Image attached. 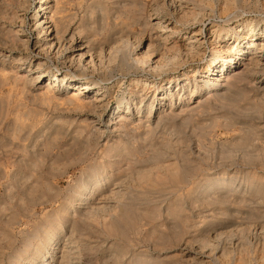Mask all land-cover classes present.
I'll list each match as a JSON object with an SVG mask.
<instances>
[{
    "label": "rangeland",
    "instance_id": "obj_1",
    "mask_svg": "<svg viewBox=\"0 0 264 264\" xmlns=\"http://www.w3.org/2000/svg\"><path fill=\"white\" fill-rule=\"evenodd\" d=\"M39 2L0 0V264H59L63 250V264H264V71L248 53H264V0H48L64 46L37 53ZM227 46L228 78L207 84ZM54 72L91 81L87 99L104 102L47 91ZM169 80L179 101L204 89L191 107L153 102ZM132 87L141 112L119 120ZM94 185L85 215L91 205L73 204Z\"/></svg>",
    "mask_w": 264,
    "mask_h": 264
},
{
    "label": "bare ground",
    "instance_id": "obj_2",
    "mask_svg": "<svg viewBox=\"0 0 264 264\" xmlns=\"http://www.w3.org/2000/svg\"><path fill=\"white\" fill-rule=\"evenodd\" d=\"M28 1V0H27ZM48 0H40V2H39V4L37 5L38 7L36 8L37 9V12L35 13V16H34V18H35V21H37L36 22V27H38V28H40V29H42V31H41V34H42V36L40 37V36H38V39L39 40H36V41H34L33 42V49H35L36 51H37V53L39 52V50H40V48H41V51H42V49H44V47L46 48V47H48V49L49 50H54L55 48L57 49L56 51H58V50H60V48L61 47H63L64 45V40H63V36H61V34L59 33L60 32V28H61V26H62V23H60V21L58 20H56V19H54V17H53V12L50 14V6L48 5V2H47ZM25 2H26V0H25ZM56 2H57V0H56ZM95 4V3H94ZM92 5V4H91ZM56 8V7H55ZM59 9V8H58ZM36 11V10H35ZM56 12H57V10H56ZM55 13V12H54ZM60 13V12H59ZM96 14H99V13H96ZM95 15V14H94ZM105 16H106V14H105ZM94 17V16H93ZM101 17V16H100ZM41 18V19H40ZM62 18V17H61ZM95 18V17H94ZM39 19V20H38ZM64 20V19H63ZM63 20H62V22H63ZM102 20V19H101ZM102 22V21H101ZM64 23V22H63ZM85 25V24H84ZM158 25H161V24H158ZM256 25V24H255ZM78 27V26H77ZM215 27V26H214ZM68 28V27H67ZM256 28H255V26L253 25V24H248L247 25V31H246V33H247V35H250V33H252L254 30H255ZM69 30V29H68ZM65 32V31H64ZM67 32V31H66ZM74 33H76L75 31H73ZM211 32H213V30L211 31ZM227 32V31H226ZM195 33V32H194ZM67 35V34H66ZM194 35V34H193ZM65 36V35H64ZM75 37V36H74ZM193 36H191V38H192ZM196 37V36H195ZM75 38H77V37H75ZM190 38V37H189ZM190 38V39H191ZM189 39V40H190ZM72 40V39H71ZM164 40V39H163ZM193 39H192V41H190V43L192 42L193 43ZM195 41H196V39H195ZM194 41V42H195ZM70 42V41H69ZM120 42V41H119ZM72 43V42H71ZM118 43V42H117ZM84 44V43H83ZM150 45V44H149ZM148 46V45H147ZM150 46H152V45H150ZM191 46H193V45H191ZM190 46V47H191ZM70 47V46H69ZM193 48V47H192ZM82 49V50H81ZM85 48H83L82 46H81V48H80V53H79V61L81 62V59L82 58H84V56H86L87 54V52H85V50H84ZM88 49V48H87ZM93 49V48H92ZM126 49V48H125ZM148 49H149V47H148ZM147 49V50H148ZM151 49V48H150ZM149 49V50H150ZM152 49H153V46H152ZM151 49V50H152ZM225 49V54L227 55V57H223V62H222V64H221V71H222V73H221V75H220V77H219V79H213V78H209L210 80H205L206 81V83L207 84H213L214 86H217V85H221L220 83H219V81L221 80V79H223V78H225V77H227L228 78V76L229 75H227V72H230L231 70H230V68L231 67H233L232 66V56H234V55H231V56H229V54L230 53H232L233 52V48H232V46H227V47H225L224 48ZM84 50V51H83ZM89 50V49H88ZM148 50V51H149ZM150 50V51H151ZM256 50V47H255V45H253V46H251V48H249V54H251L250 55V58H249V62H251L250 64L252 65H254V68L252 69L254 72H256L257 70H261V71H264V53L263 52H258V51H255ZM40 51V52H41ZM55 51V52H56ZM224 51V50H223ZM24 53V52H23ZM60 53V52H59ZM78 54V53H77ZM116 54V53H115ZM148 55V54H147ZM225 55V56H226ZM68 58V57H67ZM76 58V57H75ZM123 58V57H122ZM148 58H150L149 56H148ZM217 58V57H216ZM78 59V58H77ZM87 59V58H86ZM120 59V58H119ZM39 60V59H38ZM66 60H68V59H66ZM71 60V59H70ZM141 60V59H140ZM158 60V59H157ZM18 61V60H17ZM73 61V60H72ZM102 61V60H101ZM123 61V60H122ZM216 61V60H215ZM229 61L231 62V63H229ZM16 62V61H15ZM79 62V63H80ZM144 62V61H143ZM157 62V61H156ZM22 63V62H21ZM37 63H40V61L39 62H37ZM158 63V62H157ZM123 63H121V65H122ZM156 64V63H155ZM91 65V64H90ZM125 65V64H124ZM165 65V64H164ZM249 65V64H248ZM86 66H87V64H86ZM163 65H161L160 64V61H159V63L158 64H156V65H153L152 67L154 68V69H158V70H161L162 69V71H163V68H164V66H163V68H161ZM125 67V66H124ZM176 67V66H175ZM252 67V66H251ZM34 69V68H33ZM39 70H36L37 72H36V74H35V77H34V79H32L34 82H38L40 79H41V76H43V75H45L46 76V74L44 73L45 71L43 70V68H41L40 66H39V68H38ZM137 69V68H136ZM249 69H251L250 67H249ZM164 70H165V68H164ZM169 70V69H168ZM230 70V71H229ZM151 71H153V70H151ZM224 71V72H223ZM247 71H249V70H247ZM29 72V71H28ZM28 72H25V73H23L22 74V77L23 78H27V77H29L30 75L28 74ZM253 72V73H254ZM258 72V71H257ZM256 72V73H257ZM226 73V74H225ZM249 73V72H248ZM231 74V73H230ZM247 74V73H246ZM93 75V74H92ZM173 75V74H172ZM253 75V74H252ZM252 75H250L251 77H252ZM44 76V77H45ZM85 76V75H84ZM83 76V77H84ZM20 77H21V75H20ZM210 77V76H209ZM242 77H243V75H242ZM246 77V76H245ZM184 78V77H183ZM226 78V79H227ZM233 78V77H232ZM231 78V79H232ZM19 79V78H18ZM83 78L81 77V76H77V79L76 78H73L72 76H69V75H62V74H58V73H56V72H54L53 74H51V75H49V77H48V79H47V83H46V87H47V91H50V92H54L56 89L57 90H60L61 92H63V93H70L71 92V94H69V96L72 98V99H74V101H77V103H79V104H81L82 106L81 107H83V106H87L88 108H89V106H92V108L94 107V106H96V104H98L99 102H104V100H103V96L102 97H99V95L98 94H100L98 91H96L95 93H94V97L92 98V99H87V93L84 91L85 89H87V88H90L91 86H90V84H92L91 83V81H89V80H82ZM17 80V79H16ZM183 80V79H182ZM198 80V79H197ZM203 80H204V78H203ZM228 80V79H227ZM230 80V79H229ZM234 80V79H233ZM200 82H201V80H200ZM225 82H226V80H225ZM228 82V81H227ZM189 83H190V81H189ZM198 83V82H197ZM229 83V82H228ZM60 84L61 85H64V86H66V87H60ZM187 84V83H186ZM146 85V84H145ZM151 85H152V83H151ZM211 86V85H210ZM222 86V85H221ZM225 86V85H224ZM234 86V85H233ZM206 88V87H205ZM207 88H208V86H207ZM206 88V89H207ZM259 88V87H258ZM156 89H157V91L159 92L158 93V97H159V99H157V100H155V97H154V99H153V102H155L156 101V103L157 104H162L163 103V100H165L166 98H168L170 101V106L171 107H178L180 104H181V106L180 107H184V106H192V104H194V102L196 101V99L198 98V95L202 92V89H204L202 86H200V85H198V84H193V89H191V95H189L188 94V96H185V97H183L182 98V100L181 101H179V99L183 96V95H185L184 94V89L181 87V82H177V81H171V80H169L168 82H166V83H157L156 84ZM226 90V89H225ZM46 91V92H47ZM137 90H136V88H134V87H132L130 90H128V91H125L124 93H123V96L121 97V98H119V100H118V103H117V105H116V107H115V114H119L118 115V118H119V120H122L123 118H126L125 117V115L127 114V113H129V112H131V110H132V108H135V111L137 112V114H136V116H139V113L141 112V108H142V106H143V104H142V102H143V99H142V101L140 102V104H136V102H135V95H138V92H136ZM227 91H229V89H227ZM58 93V92H57ZM54 94V93H53ZM66 95V94H65ZM228 95H231V94H228ZM139 96H140V94H139ZM157 97V98H158ZM52 98V97H51ZM71 98H69L68 100H71ZM56 99V98H55ZM175 99H177L178 101H175ZM198 101V100H197ZM70 102H73V100H71ZM179 103V105L177 106L176 105V103ZM74 103H76V102H74ZM196 103V102H195ZM159 105V106H160ZM198 105V104H197ZM190 106V107H191ZM179 107V108H180ZM186 107V108H187ZM91 108V107H90ZM184 109V111L185 110H187V109ZM193 108V107H192ZM87 109V108H86ZM144 109V108H143ZM150 109H151V111H152V109H153V104L151 103V107H150ZM183 109L182 110H180V111H182L183 112ZM190 109V108H189ZM93 110V109H92ZM95 110V109H94ZM134 111V110H133ZM179 111V112H180ZM172 113V112H171ZM170 113V114H171ZM114 114V113H113ZM169 114V113H168ZM134 115V114H133ZM151 115L152 114H149V115H147V118H150L151 117ZM175 115V114H174ZM167 116V115H166ZM169 116V115H168ZM167 116V118H169ZM170 116H172V114L170 115ZM177 115H175V117H176ZM117 117V116H116ZM172 117H174V116H172ZM166 118V119H167ZM185 118V117H184ZM115 121V120H114ZM160 126V125H159ZM157 127V126H156ZM135 128V127H134ZM133 128V129H134ZM149 128V127H148ZM159 128V127H158ZM206 137V136H205ZM163 140V139H162ZM203 143H205V142H203ZM156 150V149H155ZM172 154V153H171ZM122 159V158H121ZM125 167V166H124ZM137 169V168H136ZM121 170V169H120ZM95 171V170H94ZM98 171V170H97ZM96 171V172H97ZM132 171V170H131ZM96 172H94L95 174H96ZM93 173V172H92ZM130 173V172H129ZM124 175V174H123ZM217 175V174H216ZM99 176H102V175H100L99 174ZM127 176V175H126ZM103 177V176H102ZM119 177V176H118ZM123 177V176H122ZM226 177H227V173L225 172V171H220L219 173H218V175H217V181L219 182V183H225L226 182ZM230 177V176H229ZM92 178V177H91ZM109 178V177H108ZM120 178V177H119ZM93 179V178H92ZM98 179V178H97ZM229 180V183L227 182V183H225V184H227V186H228V188H232L233 189V187L232 186H234V183H232L233 181H232V179H228ZM227 180V181H228ZM253 180V179H252ZM92 181V180H91ZM112 181V180H111ZM123 181V180H122ZM215 181V180H214ZM216 181V182H217ZM95 182V181H94ZM83 183H84V181H83ZM85 183H87V182H85ZM91 183V182H90ZM108 183V181H106L105 182V184H107ZM115 183H116V181H115ZM236 183V182H235ZM264 183V182H263ZM103 184V183H102ZM113 184V183H112ZM81 185V184H80ZM85 185V184H84ZM97 185V184H96ZM210 185V184H209ZM215 185V184H214ZM218 185V184H217ZM223 185V184H222ZM81 186H83V185H81ZM212 186L213 185H210V188H212ZM225 186V185H224ZM245 186H246V184H245ZM254 186V185H253ZM86 187V186H85ZM96 186L94 185V186H87L86 187V189H85V195L84 196H82L81 198L79 197V199H77L76 201H75V203L73 204V207L75 208V209H77V210H80V209H78V208H82L83 207V205L82 204H86V205H91V206H86L85 208L86 209H83V211H82V213L83 214H88V213H92L93 214V212L95 211V210H98L95 206H94V204L93 203H91L90 204V202L89 203H86L85 201L86 200H88L89 201V199H91V197H90V194H92L91 192H94V189H90V188H95ZM98 187V186H97ZM116 187H122V184H118L117 186H115V188ZM256 187V186H255ZM99 188V187H98ZM227 188V187H226ZM227 188V189H228ZM235 188H236V186H235ZM257 188V187H256ZM209 189V188H208ZM248 189V188H247ZM259 189V191H260V188H258ZM80 190V189H79ZM121 189H119L118 191H120ZM256 190V189H255ZM84 191V190H83ZM235 191V190H234ZM117 192V191H116ZM121 192V191H120ZM248 192V191H247ZM83 193V192H82ZM119 194V193H118ZM257 194V193H256ZM255 194V195H256ZM259 194H261L262 195V192H260ZM258 194V195H259ZM114 196V195H113ZM263 196V195H262ZM117 197V196H116ZM214 199H218L217 197L215 198V196H214ZM243 199H244V197H243ZM245 201H247L246 199H244ZM241 201H242V199H241ZM246 203V202H245ZM93 204V205H92ZM98 204V203H97ZM240 204V203H239ZM104 205V204H103ZM99 207H100V205H99ZM98 207V208H99ZM84 208V207H83ZM102 208V207H101ZM100 208V209H101ZM99 209V210H100ZM73 211V210H72ZM72 213V212H71ZM76 213V212H75ZM81 213V214H82ZM95 213V212H94ZM79 214V213H78ZM90 215V214H89ZM70 216V215H69ZM79 216V215H78ZM81 216V215H80ZM84 216V215H83ZM88 216V215H87ZM109 227V226H108ZM65 231V230H64ZM70 231V230H69ZM58 233V232H57ZM159 235V234H158ZM55 236V235H54ZM65 236V235H64ZM52 237V236H51ZM50 237V238H51ZM54 238V237H53ZM66 238V237H65ZM50 240V239H49ZM243 241V240H242ZM48 244V243H47ZM53 244V243H52ZM44 246H47L48 247V245H44ZM45 249V248H44ZM147 250V249H146ZM242 251V250H241ZM40 252V254L42 253L43 255H45L46 253H45V251L44 250H40L39 251ZM71 254V253H70ZM48 255H50V256H52V255H54V253H50V252H48ZM67 255H68V252H67V250L65 251V250H63V252L61 253V261L59 262V264H63L62 262L67 258ZM77 255V254H76ZM33 256V255H32ZM31 256V257H32ZM35 257V256H34ZM54 257V256H53ZM37 256H36V260H37ZM40 258V257H39ZM42 258H43V256H42ZM26 259H28V258H26ZM25 260V259H24ZM29 260V259H28ZM31 260V259H30ZM39 261H41V262H39V263H37V264H43V262H45V260H43V259H39ZM69 261V260H68ZM25 262V261H24ZM21 263H22V261H21ZM29 263V262H28ZM31 263V262H30ZM66 263V262H65ZM33 264V263H32ZM67 264V263H66ZM71 264V263H70Z\"/></svg>",
    "mask_w": 264,
    "mask_h": 264
}]
</instances>
